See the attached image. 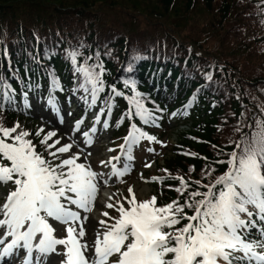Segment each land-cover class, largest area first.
Instances as JSON below:
<instances>
[{
  "label": "snow or ice",
  "instance_id": "snow-or-ice-1",
  "mask_svg": "<svg viewBox=\"0 0 264 264\" xmlns=\"http://www.w3.org/2000/svg\"><path fill=\"white\" fill-rule=\"evenodd\" d=\"M261 2L264 4V0ZM66 55L73 75L80 78L73 94L82 93L79 99L89 111L98 108L92 126L81 132L85 123L82 117L74 122L72 134L80 133L83 143L91 147L97 125L105 130L111 126L117 98H123L128 107L115 126H121L127 119L128 132L118 145L119 153L100 162L111 169L104 173L92 169L88 162L91 152L83 148L72 151L79 146L71 137V142L61 144L63 137L53 139L58 135L57 130L45 132L40 127L33 134L19 122L5 126L0 118V186L12 185L0 204V259L22 252V264H51L49 258L53 254L62 257L60 264H264V115L254 116L246 125L238 122L235 132L240 134L239 139L229 141V145H234L232 150L217 152L227 159L212 162L227 165L222 174L209 179L208 183L173 176L167 169L161 170L165 173L163 176L144 178L141 174L144 183H157L161 187L169 179L179 181L175 187L167 185L179 194L177 199L166 204L158 203L157 194L141 199L134 186L129 185L127 196L114 199L118 195L114 193L109 197L114 202L105 205L117 215L102 212L107 219L99 220L94 241L90 244L85 239L88 234L85 225L89 221L86 214L94 210L100 187L107 186L114 178L124 183L123 178L134 167V150L144 141L166 147L143 127H159L161 117L156 113L164 109L149 107L147 94L138 90L137 81L131 77L122 82L127 93L115 83L106 84L107 70L99 52L95 58L87 56L82 61L78 58L83 54L78 50H70ZM140 59L143 57H133V60ZM126 70L131 73L133 64L129 63ZM49 76L51 89L47 103L63 124L64 117L55 95L63 88L54 73ZM207 79L212 80L210 73ZM106 89L107 95L102 98ZM23 95L25 105L30 107L27 92ZM15 97L16 90L0 77V111L5 105L12 106ZM194 101L195 97L183 113L171 115H187ZM260 112L264 114V107ZM240 115L244 117L245 113ZM37 137L39 145L34 143ZM147 151L154 153L155 149L148 147ZM182 154L198 155L187 151ZM199 158L207 160V157ZM152 166L145 163L146 168ZM193 171L195 166H190L189 172ZM215 171L214 167L206 165L202 176L212 177ZM193 185L195 189L190 190ZM159 195H163L162 190ZM57 224L64 228L63 237L56 234ZM59 246L63 247V252L58 251Z\"/></svg>",
  "mask_w": 264,
  "mask_h": 264
},
{
  "label": "trees",
  "instance_id": "trees-1",
  "mask_svg": "<svg viewBox=\"0 0 264 264\" xmlns=\"http://www.w3.org/2000/svg\"><path fill=\"white\" fill-rule=\"evenodd\" d=\"M262 9L261 0H0V77L16 90V99L40 80L51 85L49 73L63 86L73 73L66 53L75 49L83 54L81 61L99 52L108 85L115 83L127 93L123 80L135 79L149 98L148 106L164 109L157 115L183 113L195 97L194 109L176 116L191 129L178 134L162 165L150 173L163 176L161 170L167 169L173 176L208 183L226 171L227 165L212 162L227 159L217 152L232 150L229 141L239 139L238 122L246 125L264 115ZM116 105L119 114L128 107L123 98ZM10 107L0 111L8 127L18 122ZM116 121L114 134L121 137L129 122L116 127ZM158 122L159 127H143L161 137L166 128ZM186 151L198 155H183ZM206 165L216 169L212 177L202 176ZM190 166L195 171L189 172ZM178 184L171 179L163 187L152 183L158 203L177 199L179 194L167 185Z\"/></svg>",
  "mask_w": 264,
  "mask_h": 264
},
{
  "label": "rangeland",
  "instance_id": "rangeland-1",
  "mask_svg": "<svg viewBox=\"0 0 264 264\" xmlns=\"http://www.w3.org/2000/svg\"><path fill=\"white\" fill-rule=\"evenodd\" d=\"M38 87H40L39 84L36 86L35 92L33 91L27 92V103L28 105H30V107H27L25 105V99L23 94L20 97V99H18V103L15 104L14 111L16 113L17 121L20 123V125L24 129L33 132V134L35 130H37L40 127H43L45 129V132H47L50 129H48L46 126H43L44 125L43 118L47 116L50 120L57 122V124L62 128L61 133L59 132L58 133L59 135H57V137H54L53 139L63 137V139L61 140V144L69 143L71 142V140H74L76 145H78L79 147H74L72 151L76 152L79 151L81 148H83L85 152H91V156L88 157V162L90 163L92 169L97 172H104L106 168L103 167L100 164V162L102 160L107 161L109 157H111V155L116 156L118 154L116 153V151L113 152L108 151L109 148L118 149L117 145L119 143L116 144L117 143L115 142L116 138H112L111 136V130H113V128L110 126L107 130L103 129V132H101L100 135L94 137V142L91 145V147H87L83 143V137L80 135V133H75L73 135L71 132V129L74 126V122L84 117L81 110L79 111V113H77L78 111L75 102H71V107L69 106L71 95L69 94L62 102H60L58 100V95L55 94L57 100L59 101L61 114L64 117V123L61 124L59 123L58 116L51 111L48 105H46L48 98L39 96L41 92L49 93L50 88L47 87L45 89L43 88L41 89ZM72 91L70 92L71 94ZM60 92L62 93V91H57V93ZM69 112H71V115H68ZM113 114L114 113L112 112L111 119L113 118ZM172 123H173L172 120L166 121V124L168 126ZM88 124L85 121L84 125L81 128V132L88 130L92 126L91 124V126H89L88 128L87 126ZM163 132L164 133L162 134V136L157 137V139L159 141H162L166 145V147H162L160 144H156V143L150 145L147 141H144L139 147H137L134 150V155H135L134 167L131 173L123 178L124 183H120L116 181L114 178L113 181L109 182L107 186L102 185L100 187L95 202L94 210L91 213L86 214L89 216V221L85 225V228L87 229L88 235L90 237L86 235L87 238L85 237V239L88 240V242L90 241L89 243L94 241V230L99 227L98 224L99 220L107 219L106 217L101 215V213L107 211L110 214V209L106 208L105 205L109 202H114V200H109V197L112 196V194L118 193V195L114 199H120L122 196H126V188H128L129 185L134 186V190L137 192L138 197L141 199L148 197L152 194L151 183H147V184L144 183L141 180V174H143L144 178H150L151 173L149 172V170L156 167L152 159L154 158L157 159L158 157L160 158L162 155L166 154L167 144L173 143V140H175L177 130L173 129L172 131H169L167 129H163ZM70 137L71 140L69 139ZM49 143H51V141H49ZM57 147H59V145H57ZM148 147L154 148L155 152L154 153L148 152L147 151ZM67 155L68 154H65V156ZM81 160H83V156L81 157ZM145 163H151L153 166L151 168H146ZM121 164H123V160H121ZM11 187L12 185L0 186V204L4 202V199ZM83 215L85 214L82 213V216ZM55 226L58 228V232L56 233L58 237H63L64 235H66L62 225L57 224ZM91 227L92 230H90ZM63 250L64 249L62 246L58 247V251L63 252ZM61 259L62 257H57L55 254H53L52 257L49 258L50 262L52 261L51 264H60ZM19 263H20L19 260H17V264Z\"/></svg>",
  "mask_w": 264,
  "mask_h": 264
},
{
  "label": "bare ground",
  "instance_id": "bare-ground-1",
  "mask_svg": "<svg viewBox=\"0 0 264 264\" xmlns=\"http://www.w3.org/2000/svg\"><path fill=\"white\" fill-rule=\"evenodd\" d=\"M44 120V125L43 126H46L48 129H50V130H57V132L59 133H61V131H62V128H61V126H59L58 124H57V122H54L53 120H50L47 116L45 117V118H43ZM59 135V134H58ZM93 223V222H92ZM90 226H91V224H90ZM94 226V225H93ZM90 230H92V227H91V229ZM89 231V230H88ZM88 235V234H87ZM89 236V235H88ZM90 237V236H89ZM87 238V237H86ZM89 239V238H88ZM92 239V238H91ZM90 239V240H91ZM90 242V241H89ZM92 243V242H91ZM90 243V244H91ZM54 258V257H53ZM55 259V258H54ZM54 261V260H53ZM57 261V260H56ZM15 261H13V263H14ZM52 262V261H51ZM55 263V262H54ZM0 264H2V262H0Z\"/></svg>",
  "mask_w": 264,
  "mask_h": 264
}]
</instances>
